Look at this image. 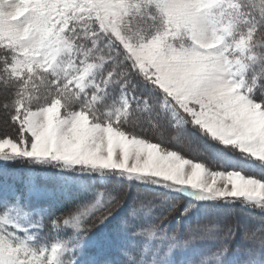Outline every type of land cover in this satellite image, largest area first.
Returning a JSON list of instances; mask_svg holds the SVG:
<instances>
[{
	"label": "snow or ice",
	"instance_id": "snow-or-ice-1",
	"mask_svg": "<svg viewBox=\"0 0 264 264\" xmlns=\"http://www.w3.org/2000/svg\"><path fill=\"white\" fill-rule=\"evenodd\" d=\"M0 162L57 174L4 186L0 264H114L86 251L137 237L151 258L122 264H264V0H0ZM236 202L258 227L215 222Z\"/></svg>",
	"mask_w": 264,
	"mask_h": 264
},
{
	"label": "rangeland",
	"instance_id": "rangeland-1",
	"mask_svg": "<svg viewBox=\"0 0 264 264\" xmlns=\"http://www.w3.org/2000/svg\"><path fill=\"white\" fill-rule=\"evenodd\" d=\"M226 155H230L227 154ZM32 172L34 174V181L36 185L42 189L52 190L56 187V170L52 168H42L38 166H31L26 163H19V162H0V198H2V191L5 185H12L18 192L24 194L25 192V180L27 179V173ZM6 173V174H5ZM68 175H73L68 173ZM85 182H94L97 188L102 187H110L111 184L114 182L115 178L112 179H101L98 175L92 177H83L82 178ZM88 198L86 195H81L80 197ZM187 199V198H186ZM74 201L68 199H60V200H49L45 198H29V208L26 210H31L33 206H47L51 204V206L59 212L63 210L67 205L73 203ZM239 204L240 207H247L246 205L241 204L240 202H236ZM234 204V203H233ZM232 205V204H231ZM231 205H224L221 204L218 209V214L224 215L228 211L232 212ZM235 209V208H234ZM258 213L259 210H254ZM119 216L124 215L123 211L118 210ZM115 215V214H114ZM261 215V213H260ZM119 216H117L116 220H112V223L108 225V228L105 231L111 232L113 228L117 225L119 221ZM111 219V218H110ZM107 223V222H106ZM147 224H142L141 227H145ZM95 232V229H93ZM44 234L51 237L52 233L51 230L47 234V230L44 229ZM71 235V233H70ZM69 235V236H70ZM64 237V238H68ZM154 240H147L145 237H137V238H130L129 242L120 243L119 241L114 244L112 247L103 250L102 252L96 248H89L86 251L87 257H99L104 256L110 260H119L121 258H127L124 255V252L121 250L122 248L128 252L129 255L131 254H140V256L144 255L145 260L151 258V252L154 247L153 243ZM147 249V250H145ZM183 254V253H181ZM132 257V256H131ZM178 258H183V255H180Z\"/></svg>",
	"mask_w": 264,
	"mask_h": 264
},
{
	"label": "trees",
	"instance_id": "trees-1",
	"mask_svg": "<svg viewBox=\"0 0 264 264\" xmlns=\"http://www.w3.org/2000/svg\"><path fill=\"white\" fill-rule=\"evenodd\" d=\"M182 150V149H181ZM189 158H192L193 154L192 153H186ZM202 162L208 163L210 167L213 168V170H217L218 165L212 163L210 160H208L205 157H201L200 158ZM80 199H87L83 197H80ZM74 203V202H73ZM73 203L67 205L63 210L57 212L58 215L67 212L68 210L72 209L73 207ZM239 204L234 203L232 204V212L228 211L226 214L224 215H220L217 214V218H216V223L220 226H223L229 222L232 221H238L242 224L244 223H248V224H253L255 223L256 226L258 227V219L261 216L260 213H258L257 211H254L252 209H249L248 207H240L238 206ZM235 208V209H234ZM255 218V219H253ZM169 228H175L176 227V220L170 219L169 220ZM145 227H148V225H146ZM45 230H47V234L48 232H50V226L46 223L45 226ZM71 233V230H61V235L63 237H67L69 236ZM156 241L154 240L153 243H155ZM247 244L242 240V234H237L236 236L233 237V243L230 245V253L229 255L232 256V258L236 259L237 261H242L244 259V256L237 252V249H242L243 247H246ZM218 245L214 244L213 242H206V243H202L200 245V252L202 254V256H207V255H211L213 252H215L217 250ZM180 255H184V254H180ZM133 259H145L144 255L140 256V254H131ZM127 258H121L119 260H113L114 264H122L123 261H125Z\"/></svg>",
	"mask_w": 264,
	"mask_h": 264
}]
</instances>
